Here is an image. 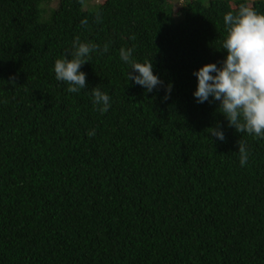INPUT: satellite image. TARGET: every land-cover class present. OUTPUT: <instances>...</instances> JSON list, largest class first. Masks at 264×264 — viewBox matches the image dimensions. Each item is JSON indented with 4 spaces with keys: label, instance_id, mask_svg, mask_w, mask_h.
Listing matches in <instances>:
<instances>
[{
    "label": "trees",
    "instance_id": "trees-1",
    "mask_svg": "<svg viewBox=\"0 0 264 264\" xmlns=\"http://www.w3.org/2000/svg\"><path fill=\"white\" fill-rule=\"evenodd\" d=\"M49 2L0 0V264H264V138L193 95L226 58L224 14L264 0ZM76 37L100 50L69 93L54 64ZM121 48L162 84L128 80Z\"/></svg>",
    "mask_w": 264,
    "mask_h": 264
},
{
    "label": "clouds",
    "instance_id": "clouds-1",
    "mask_svg": "<svg viewBox=\"0 0 264 264\" xmlns=\"http://www.w3.org/2000/svg\"><path fill=\"white\" fill-rule=\"evenodd\" d=\"M100 19L97 16V22ZM223 22L226 36L222 49L227 53L226 58L220 67L208 63L193 73L198 80L193 95L198 103L209 101V97L219 101L217 110L236 132L264 138V13L257 12L250 4L240 3L235 11L224 14ZM81 25H87V20H82ZM99 50V45L83 43L76 37L71 58L65 56L55 61L56 79L69 85V93H78L87 87L86 74L80 68L88 62L91 52ZM107 51L108 45L105 44L102 53ZM132 53V48L119 50L120 59L138 73L134 75L128 71L127 79L151 92L162 81L153 74L151 61L139 63L132 58ZM170 92L171 85H168L166 93ZM92 96L94 104L100 106L99 111L106 113L111 107L110 96L98 86L92 88ZM207 130L211 136L225 140L219 125ZM88 135L94 136L95 130L89 131ZM238 145L239 162L244 166L248 163L249 151L242 140Z\"/></svg>",
    "mask_w": 264,
    "mask_h": 264
},
{
    "label": "rangeland",
    "instance_id": "rangeland-1",
    "mask_svg": "<svg viewBox=\"0 0 264 264\" xmlns=\"http://www.w3.org/2000/svg\"><path fill=\"white\" fill-rule=\"evenodd\" d=\"M103 0H83V8H93L96 3H100ZM172 4L173 11H176L184 0H169ZM58 0H50L49 7H56Z\"/></svg>",
    "mask_w": 264,
    "mask_h": 264
}]
</instances>
